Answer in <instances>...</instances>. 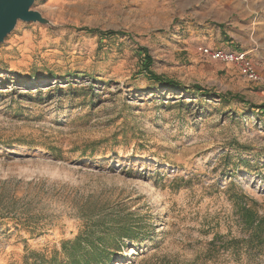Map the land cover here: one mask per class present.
Listing matches in <instances>:
<instances>
[{"label": "rangeland", "instance_id": "rangeland-1", "mask_svg": "<svg viewBox=\"0 0 264 264\" xmlns=\"http://www.w3.org/2000/svg\"><path fill=\"white\" fill-rule=\"evenodd\" d=\"M33 9L53 25L19 21L0 45V264L84 261L100 238L97 264H264L238 208L264 217V0ZM212 35L261 79L200 55ZM140 47L182 88L148 79Z\"/></svg>", "mask_w": 264, "mask_h": 264}, {"label": "trees", "instance_id": "trees-1", "mask_svg": "<svg viewBox=\"0 0 264 264\" xmlns=\"http://www.w3.org/2000/svg\"><path fill=\"white\" fill-rule=\"evenodd\" d=\"M102 36H113L120 34V32L117 31H108V32H98ZM140 54L144 55L142 59V65L144 69V73H146L148 79H150L152 82L157 83L159 85H162L163 87L169 88L171 90H177L182 88V84L177 82L176 80H173L171 78H168L164 75L156 74L152 69V63L153 59L148 53V49L145 47H140ZM190 88H185L184 90H187ZM199 91H202V95L207 96L210 94L209 90H206L205 88L198 87ZM229 99H241L239 95H231L228 96ZM255 107V106H254ZM258 109H262L264 111V104L257 106ZM239 212L241 213V222L243 227L250 231V235L248 239L245 240V243L248 246V251L251 254L256 255H264V217L259 214V211L251 205H248L247 203L240 202L238 204ZM110 235V234H108ZM118 235V232L114 234V237ZM105 237V235L103 236ZM88 244H90V250H86L83 253L84 261L80 260L81 255H78L76 257L75 254L72 256V260L70 264H97L96 260H98V254L99 251L103 248L104 250L107 249V245L105 244V241L100 238L97 245L93 244L92 241H88ZM64 247H66L64 245ZM80 250V249H77ZM99 250V251H98Z\"/></svg>", "mask_w": 264, "mask_h": 264}, {"label": "water", "instance_id": "water-1", "mask_svg": "<svg viewBox=\"0 0 264 264\" xmlns=\"http://www.w3.org/2000/svg\"><path fill=\"white\" fill-rule=\"evenodd\" d=\"M36 1L0 0V45L16 29L19 21L53 25L40 11L33 9Z\"/></svg>", "mask_w": 264, "mask_h": 264}, {"label": "built area", "instance_id": "built-area-1", "mask_svg": "<svg viewBox=\"0 0 264 264\" xmlns=\"http://www.w3.org/2000/svg\"><path fill=\"white\" fill-rule=\"evenodd\" d=\"M197 50L207 59L236 67L239 73L249 81L257 82L261 79L253 58L246 50L225 49L204 44L198 45Z\"/></svg>", "mask_w": 264, "mask_h": 264}, {"label": "crops", "instance_id": "crops-1", "mask_svg": "<svg viewBox=\"0 0 264 264\" xmlns=\"http://www.w3.org/2000/svg\"><path fill=\"white\" fill-rule=\"evenodd\" d=\"M208 33V32H205ZM220 34V32H219ZM204 45H210L214 47H220V48H225V49H240L234 40H225V41H220V38L217 37L216 35H212L211 37H206L205 40L202 42ZM201 45V44H200Z\"/></svg>", "mask_w": 264, "mask_h": 264}]
</instances>
